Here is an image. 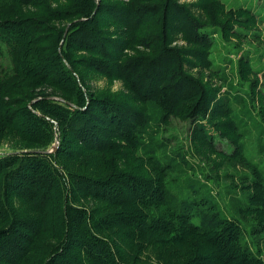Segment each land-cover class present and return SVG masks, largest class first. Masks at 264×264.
Instances as JSON below:
<instances>
[{"label":"rangeland","instance_id":"rangeland-1","mask_svg":"<svg viewBox=\"0 0 264 264\" xmlns=\"http://www.w3.org/2000/svg\"><path fill=\"white\" fill-rule=\"evenodd\" d=\"M135 8L144 15L133 13ZM137 17L144 28L136 34L138 41L130 43L128 24ZM185 18L200 27L194 29ZM81 21L105 37L106 47L100 52H111L109 58L79 48L75 39L80 32L85 34L78 29ZM0 22L9 26L23 23L25 29L33 32L32 38L40 40L35 47L42 49L48 60L55 57L54 46L60 41L59 46L67 52L71 67L85 85L83 90L88 98L80 107L89 109L94 126L102 124L103 130L102 126L106 125L99 120L105 118L103 111L107 103L100 100L119 101L122 108L145 114L144 125L137 129L136 135L133 136L134 130L127 126L128 122H123L118 130L108 127L100 131L106 142L97 145L95 140L81 141L66 124L67 117H74L75 108L60 106L56 113L64 121L59 118L61 126L53 121L56 138L47 152H42L55 154L63 131L64 151L68 152L60 154L57 165L64 166L59 167L71 188L65 202L85 216L91 212L96 218H106L105 231L94 232L101 241H106L105 248L112 250L113 264H233L234 260L235 264H264V0H26L23 3L0 0ZM63 28L64 33L74 29L69 40L59 39ZM198 51H203L202 58L198 57ZM3 57L1 66L10 71L7 53ZM205 60L208 65L204 67ZM134 61L149 66L160 61L164 65L160 63L159 67L165 66L167 75L160 97L163 100L155 99L153 109L140 100L151 92V86L146 88L149 84L141 78H151L146 66L141 65L132 74L127 68L116 66H129ZM58 62L52 61L55 67L48 77L53 75V79L37 78L33 72L18 79L8 74L10 88L1 93L10 100L0 105V114L6 112L13 118L27 103L31 107L37 99L32 104L35 106L45 95L55 100H62L60 96L73 97L75 90L66 74L61 76ZM64 64L69 68L66 61ZM98 66L108 68L109 72L105 74ZM175 76H180L179 80ZM154 81L156 85H153L157 86L158 81ZM139 84L141 87L137 88ZM170 84L174 88L168 91ZM194 89L196 94H192ZM162 102L178 104V108L166 113L159 107ZM151 110L154 112L150 113ZM126 115L125 121L133 122L128 112ZM138 117L143 119L141 115ZM42 135L38 131L31 134L13 128V124L0 120V160L14 157L10 154L18 152L40 151L48 144ZM133 138L137 144L144 141V147L135 148ZM53 146L56 150L48 152ZM20 158L21 162L25 159L22 155ZM14 162L10 161L9 167L7 160L0 165L4 175L18 165V161ZM151 162L167 165L164 174H159ZM15 176V172L9 174L6 184L7 181L13 184ZM31 178L37 184L29 186L27 181L33 201L42 204L47 197L44 202L56 205L54 191L45 184L47 191H43L35 176ZM85 181L91 184L85 185ZM160 184L178 200H185L180 209H191L193 224L200 226L202 215L214 214L224 222L222 228L206 236H196L195 230L176 222L181 229L174 234L165 233L172 238L166 242L155 240L154 235L165 236L152 227L142 232L137 224L145 221L150 225L155 218L153 212L163 216L167 213L166 205L151 203ZM121 197L131 198V204L123 202ZM64 200L60 197L61 211L67 210ZM204 200L209 203L204 204ZM158 219L153 223H167L166 218ZM62 227L56 225L59 235ZM233 237L246 250V256L238 257L239 253L228 243ZM49 242L55 244L58 239ZM60 242L55 246V250L62 251L57 261L65 264L66 259L62 260L60 255H65L66 249H61ZM86 244L89 246L90 242ZM95 246L93 252L108 255L103 248ZM230 249L236 259L226 256ZM77 261L75 257L69 263ZM82 263L99 261L85 256Z\"/></svg>","mask_w":264,"mask_h":264},{"label":"trees","instance_id":"trees-1","mask_svg":"<svg viewBox=\"0 0 264 264\" xmlns=\"http://www.w3.org/2000/svg\"><path fill=\"white\" fill-rule=\"evenodd\" d=\"M3 1H10L15 3H23V1L26 0H3ZM33 1V0H31ZM84 1V0H80ZM92 1V0H87ZM78 5V4H77ZM127 11V9L125 8ZM172 11V10H171ZM133 13L138 15H144L143 11L139 10L138 8H135L133 10ZM134 17V16H133ZM173 17V16H172ZM188 23L191 24V27L194 29H198L200 26L198 24L193 23L191 19H188ZM187 20L185 18V21L187 23ZM9 25L2 24L0 22V59L4 58L3 55L7 53V59H9V62L11 64V70L5 71L6 67L1 66L0 61V105H5V103L9 102V98L4 96L1 92L4 90H8L10 87L8 86L7 78L8 74L11 75V77H14L16 79L21 78L23 76H30L32 72L34 73L35 77H39L41 79H49V74L52 73L51 69L52 67H55L54 64L52 65V61L54 59L58 60V63H61L60 73L61 76L64 77L66 74L67 79L70 81L71 86L73 87L74 96L73 97H63L62 100H55V98H50L51 95H45L40 99L39 104H34L37 99L31 103V107L28 106V103L26 104V107H23L22 110L19 113H15L12 117H9V114L6 112H2L0 114V120L4 122H9L13 124V128H20L22 131H27L28 133L35 134V132L38 131L39 134H43V136L46 137V141L48 144L44 148H40L38 152H26V153H15L10 154L14 155L11 156L9 159L4 158L3 160H0V165L3 164L7 160V167H9L10 161H18V165L11 168V171L8 173L2 172L3 168H0V223L4 222V224L0 227V264H58L57 258L59 257V254L62 252L60 249L57 252H55V255L53 254L55 250L56 244L58 245V242H60L61 249H66L65 255L61 257L65 260V264H70L69 260L75 257L78 258V261L76 264H84L82 261H84L85 256L94 257L96 260L99 261L98 264H108L111 263V253L112 250H107L105 248V242L100 240L95 232H103L105 231V223L106 218H96L97 216L95 213L89 212L87 216L81 213L80 210L75 208H69L70 206L67 204L66 199H68V196L71 194L69 190L71 188L68 187V184L65 183L64 178V172L61 171L59 166L60 164V154L61 153H67L68 151H64V134L63 131L61 133V139L58 143L57 150L55 154L52 153H42V151H45L47 147L51 145V143L56 138L55 136V124L53 121H56L59 126L62 123L61 120L63 118L57 114V110L61 109L60 106L63 108L66 107L68 109L75 108L74 109V117H67L66 124L69 125L74 132L78 134V137L81 141L84 143L95 140V144L102 143L104 144L106 142V139L104 137H101L99 132L104 131V129H108V127H111L113 129H120L121 124L123 122H128L127 126L130 125L129 128L134 130L133 136L136 135L137 129H139L141 126L144 125V113H138L137 111H133L132 109H124L123 106H120L119 101H105L100 100V103H107L106 110L103 111L105 113V118L100 119V123L104 122L106 125L102 126L104 127L103 130H101L100 126H94L93 123H91L92 115L89 114V109L86 110L80 107V104L85 100L87 97V94L83 90L85 88V85L80 77V75L74 70L73 67H71L72 63L70 62L69 55L64 53L62 45L59 46L60 41H57L53 54L55 57H52V59L48 60L49 58L46 57L45 53H42V49L36 48L35 45L40 41L37 38H32L33 32L31 30L25 29V26L23 23H11ZM144 28V26L141 24V21L138 20V17L136 18V21L133 23L128 24L127 29V35H128V41L130 43L137 42L136 34L139 29ZM78 29L85 31V34L79 33L78 39H75L76 42L79 45V48L87 51L90 50L94 53H102L106 57H110L112 55L111 52H100V49L104 50V45H106V41L104 40L105 37L98 32L93 30L90 26H88L87 23L84 21L80 22V25ZM77 29V30H78ZM64 28L60 32V38L65 37V39L69 40L70 35L73 34L74 29L71 31H67L64 33ZM196 31V30H195ZM78 32V31H75ZM198 32V31H196ZM74 40V39H73ZM201 40H203L201 38ZM62 43V42H61ZM122 43V42H121ZM203 43H201L202 45ZM116 49H120L119 44H115ZM207 51V50H206ZM198 57L202 58L204 55L203 51L197 52ZM113 59V57H112ZM204 59V58H203ZM116 60L115 56L114 59ZM67 62L69 65V68H67L64 64V62ZM118 63V62H117ZM160 63L164 65L160 61H155L151 63V66L146 65L134 61L133 64H130L129 66H121L120 68L118 65V69H125L127 68V71L131 74L136 72L140 68L141 65L146 66L148 72L151 74V78L149 79V76L146 78H143V74L141 75L142 79L146 80V84L149 85L146 86V88L149 86L151 89L150 93H145V95L140 97V100L143 103H146L150 109H153L152 102L154 103L155 99L157 101H162L160 97L163 96V88L161 87L165 83V76L167 75V72L165 70V66L159 67ZM115 64V63H114ZM205 65H208V61L203 63L202 66L205 67ZM101 70L103 69V72L106 74L109 72L108 68L105 67H99ZM105 68V69H104ZM207 68V67H206ZM50 69V70H49ZM57 68H55L54 71H56ZM59 71V70H58ZM140 71V70H139ZM143 73V72H142ZM156 77L153 78V76ZM60 75V74H59ZM55 76V74H54ZM180 76H176L177 80H179ZM153 79L158 81V85L155 86V81L153 82ZM180 78V81H186L185 79ZM190 81L188 80V83ZM155 84V85H153ZM178 85V84H177ZM176 85V86H177ZM153 86V87H152ZM141 84L138 85L137 88H140ZM174 87L172 84H170L168 91L170 89H173ZM144 91V90H143ZM140 92L141 93H143ZM178 91H181V89H178ZM139 93V91H137ZM172 92V91H171ZM197 92L194 91L192 94H196ZM144 94V93H143ZM191 94V95H192ZM142 95V94H141ZM174 95V93H173ZM53 96V95H52ZM185 95L182 96V98ZM190 95L187 94L185 96L188 98ZM171 101V100H170ZM86 107H88L89 100L85 101ZM88 103V104H87ZM114 106V109L112 108V105ZM121 103V102H120ZM122 104V103H121ZM155 104V103H154ZM160 109L165 111L166 113L174 112L178 108V104L174 106L172 102H162V104L159 105ZM65 108V109H66ZM122 108V110H121ZM33 109H36V112L33 111ZM105 109V108H104ZM113 109V110H111ZM126 112H128V116L133 118V122L129 123L127 119ZM154 110H151L150 113H153ZM56 113L57 115H55ZM125 113V114H124ZM79 115H86L89 118H84L83 116ZM139 115L143 117L142 120L139 119ZM64 121V120H63ZM146 122V121H145ZM22 126V127H21ZM95 131V132H94ZM109 134V133H108ZM108 134L106 135V138L108 137ZM139 136L140 133H137ZM111 137V136H109ZM142 137V136H141ZM135 138V137H134ZM134 147L136 148L138 145H141L144 147V141L142 143L137 144L136 141H134ZM104 141V142H103ZM145 142H147L145 140ZM23 156V162L22 158H20L21 155ZM151 164L154 166V168L157 169V172L159 174H164V170L166 166H160L156 162H151ZM20 166V167H19ZM19 167V168H18ZM64 167V166H62ZM18 168V169H16ZM15 170V171H14ZM17 170V171H16ZM16 173V180L13 182L5 181V178L9 176V174ZM66 172V167H65ZM28 173V174H27ZM29 175V176H28ZM34 175L36 178V181L40 186L43 185L42 188L43 191H47L45 186H49L50 190L54 191L55 196H53V199H58L56 202V205H49L47 202H44V200H47V197H44V200L42 201V204L37 203L35 200L33 201V192L31 187V184L33 186H36L37 184L32 180L31 176ZM30 177V178H29ZM49 178H51L52 183L49 184ZM48 180V181H47ZM27 181H29V186L27 185ZM91 184V181H85L84 184ZM160 183V181H159ZM45 184V186H44ZM47 186V187H48ZM193 190H195V186H190ZM18 188L19 190H12ZM21 188V190H20ZM100 188V187H99ZM108 188V187H107ZM11 189V190H9ZM54 189V190H53ZM57 189V190H56ZM98 189V187H97ZM34 190V189H33ZM29 191V192H28ZM100 191V189H99ZM157 193L155 195V198L151 201V203H160L167 206V213L161 215L160 213H155L153 217H155L152 222H150V225L148 222L142 221L141 225L137 224L136 226H141L142 232L148 231V228L152 227V229L155 230V232H163L164 236H160L158 234L154 235L155 240L160 238V240L166 242V241H172V238H169L165 235L167 233L174 234L176 230H180V225L176 224L181 223L182 225L186 224L188 229L195 230V235H207L211 233L212 231H218L222 228V224L224 223L221 221V219L217 218L214 214H204L201 216V225H195L190 220L192 217V212L190 208L183 207V209H180V206L185 203V200L180 201L178 200L174 195H172L167 188H165L164 185L160 184V188H158ZM25 192H28L25 194ZM97 192V191H96ZM96 192H93L96 194ZM24 194V195H22ZM60 197L64 200V207L67 208L66 211L70 210L71 213L66 211H61V207L59 208L60 204ZM131 197V196H130ZM122 201L125 203H130L132 200L129 198V200H126L128 198L121 197ZM49 200V198H48ZM135 200V199H134ZM204 204L209 203L208 200H204ZM37 204L36 207L34 205ZM131 204V203H130ZM187 206V204L185 205ZM63 207V206H62ZM65 209V208H64ZM73 210V212H72ZM157 217V218H156ZM158 218H166L165 220L167 223H153L154 221H160ZM59 221V222H58ZM57 222V223H56ZM132 222V221H131ZM130 222V223H131ZM163 222V221H162ZM175 222V223H174ZM152 223V225H151ZM61 224L62 227V233L59 235V232L57 231L56 225L58 226ZM135 225V224H131ZM54 226V227H53ZM53 227V228H52ZM134 228V227H133ZM176 235V234H175ZM236 236V235H235ZM81 237V238H80ZM53 239H58V242L55 244H51L49 241ZM83 239L85 241H83ZM228 239V237H227ZM86 242H90L89 246L86 244ZM231 243L234 246V249L239 254L238 257H241V255H245V249L239 246L236 238H230L228 243ZM66 243V244H65ZM97 248H103V250L107 251L106 254L102 253H95L93 251ZM102 246V247H101ZM232 246V247H233ZM97 249V250H98ZM100 251V250H98ZM228 257L235 258L234 252L230 249V251H226ZM244 252V253H243ZM113 254V253H112ZM244 257V256H243ZM236 259V258H235ZM235 261L233 264H235ZM249 261V260H248ZM252 263V261H250ZM113 264V262H112Z\"/></svg>","mask_w":264,"mask_h":264},{"label":"water","instance_id":"water-1","mask_svg":"<svg viewBox=\"0 0 264 264\" xmlns=\"http://www.w3.org/2000/svg\"><path fill=\"white\" fill-rule=\"evenodd\" d=\"M56 150V146H53L52 148H51V150H49L48 152H54ZM42 152H47V151H42Z\"/></svg>","mask_w":264,"mask_h":264}]
</instances>
